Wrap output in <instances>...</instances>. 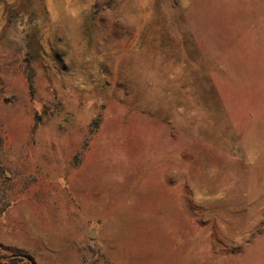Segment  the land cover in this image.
Returning <instances> with one entry per match:
<instances>
[{
  "label": "rangeland",
  "instance_id": "rangeland-1",
  "mask_svg": "<svg viewBox=\"0 0 264 264\" xmlns=\"http://www.w3.org/2000/svg\"><path fill=\"white\" fill-rule=\"evenodd\" d=\"M0 264H264V0H0Z\"/></svg>",
  "mask_w": 264,
  "mask_h": 264
},
{
  "label": "crops",
  "instance_id": "crops-1",
  "mask_svg": "<svg viewBox=\"0 0 264 264\" xmlns=\"http://www.w3.org/2000/svg\"><path fill=\"white\" fill-rule=\"evenodd\" d=\"M13 0H10V2H12Z\"/></svg>",
  "mask_w": 264,
  "mask_h": 264
},
{
  "label": "water",
  "instance_id": "water-1",
  "mask_svg": "<svg viewBox=\"0 0 264 264\" xmlns=\"http://www.w3.org/2000/svg\"><path fill=\"white\" fill-rule=\"evenodd\" d=\"M91 236H93V234H91Z\"/></svg>",
  "mask_w": 264,
  "mask_h": 264
},
{
  "label": "trees",
  "instance_id": "trees-1",
  "mask_svg": "<svg viewBox=\"0 0 264 264\" xmlns=\"http://www.w3.org/2000/svg\"><path fill=\"white\" fill-rule=\"evenodd\" d=\"M32 86V85H31Z\"/></svg>",
  "mask_w": 264,
  "mask_h": 264
}]
</instances>
